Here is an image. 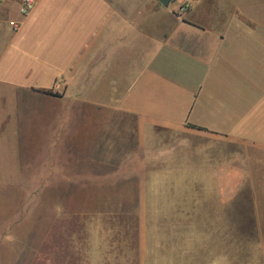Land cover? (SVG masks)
<instances>
[{
  "label": "crops",
  "instance_id": "obj_1",
  "mask_svg": "<svg viewBox=\"0 0 264 264\" xmlns=\"http://www.w3.org/2000/svg\"><path fill=\"white\" fill-rule=\"evenodd\" d=\"M227 1L190 0L180 17L157 0H34L26 16L0 0V190L23 174L20 123L36 111L32 191H58L57 164L81 161L83 113L97 127L83 161L100 171L88 176L129 177L137 192V231L112 261L188 264V235L152 225L218 224L222 193L264 190V8L244 0L229 25ZM5 211L0 250L18 223Z\"/></svg>",
  "mask_w": 264,
  "mask_h": 264
},
{
  "label": "rangeland",
  "instance_id": "obj_2",
  "mask_svg": "<svg viewBox=\"0 0 264 264\" xmlns=\"http://www.w3.org/2000/svg\"><path fill=\"white\" fill-rule=\"evenodd\" d=\"M255 3L264 8V0ZM167 6L182 17L190 8V0H172ZM225 6L228 8L225 24L233 25L239 18L236 8L243 9L244 0H228ZM245 7L251 8L250 0ZM202 18L211 22L206 16ZM35 112L27 111L19 128L23 174L1 186L7 190H0L5 217L18 222L10 247L0 250V264H118L112 261L117 251L115 244L122 239L131 247L138 227L134 220L137 192L131 178L88 176L95 170L84 164L85 144L88 132L97 127L93 121H86L83 113H78L74 130L81 161L76 167L64 159L57 164L59 170L51 183L58 191H32L38 187L33 157L38 154L40 136ZM14 150L17 151V146ZM74 174L77 180H66L73 179ZM253 177L256 178L255 173ZM20 179L23 185L19 184ZM239 187L243 190L222 193L218 224L152 225V229L162 227L169 233H181L183 242L185 234L188 235V264H264V190ZM101 242L104 247L96 251L95 245ZM91 248L96 258L86 262ZM38 254L48 261L38 260Z\"/></svg>",
  "mask_w": 264,
  "mask_h": 264
},
{
  "label": "built area",
  "instance_id": "obj_3",
  "mask_svg": "<svg viewBox=\"0 0 264 264\" xmlns=\"http://www.w3.org/2000/svg\"><path fill=\"white\" fill-rule=\"evenodd\" d=\"M34 6V0H20L19 13L22 16H26ZM8 26L13 31L19 28V23L15 21H9ZM3 23L0 21V30L2 29Z\"/></svg>",
  "mask_w": 264,
  "mask_h": 264
},
{
  "label": "water",
  "instance_id": "obj_4",
  "mask_svg": "<svg viewBox=\"0 0 264 264\" xmlns=\"http://www.w3.org/2000/svg\"><path fill=\"white\" fill-rule=\"evenodd\" d=\"M159 3H161L163 6H167L168 3L172 0H157Z\"/></svg>",
  "mask_w": 264,
  "mask_h": 264
}]
</instances>
